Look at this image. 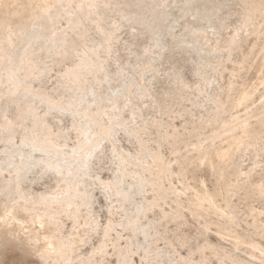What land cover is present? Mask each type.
I'll list each match as a JSON object with an SVG mask.
<instances>
[{
  "label": "rangeland",
  "instance_id": "obj_1",
  "mask_svg": "<svg viewBox=\"0 0 264 264\" xmlns=\"http://www.w3.org/2000/svg\"><path fill=\"white\" fill-rule=\"evenodd\" d=\"M77 1H80L83 5H81L82 9L75 6ZM88 2L90 1H72L70 8H68L70 9L68 11L70 15L68 16H71L70 27L65 23L64 15L52 18L50 29L52 28L51 30L55 33L61 34L63 30L70 28L65 30L64 34L67 41L65 39L66 42L62 45V49L59 50L60 55L52 51L36 50L32 59L35 63H38V66L43 71L42 74L37 76L34 73L32 79L29 80L34 88L41 89L55 99L60 98L62 101H66L70 95L69 88L73 87V83L59 80L60 75L66 67L79 58V55L84 53L83 55L89 58L92 63H99L105 67V70H99L95 74L97 81H93L91 74L88 73L79 78L83 86L86 88L90 87L87 100H89L91 105L94 104L93 97L95 95L98 102L102 106H106L107 99L121 91L125 86L130 90L125 94L134 102L133 111L125 108L122 113L126 129L118 128L111 137L112 142L108 138L102 140L101 148L96 151L94 158L89 163L88 170H84L87 175H84L81 179L84 181V189L88 200L77 212L75 222L68 219L61 212L55 214L59 216V218L55 216L59 220L58 222L63 224V232H65L63 234L68 236L71 233L69 235L70 239L73 238L76 240L75 243H78L77 250L72 251V255L68 254L70 259L76 262L77 257H87L88 261L86 260L85 262L93 264L96 261L97 247L103 238L101 236L104 235L106 225L108 226L109 223V226H112L109 236L113 238L107 240L108 244L105 242L107 251L104 254L105 256L102 255V258L100 257L98 260L100 262L98 263H118L116 250H112L115 246L113 243L117 241L116 239H120L117 243L119 242L120 246H124L125 237H128L131 231L130 229L125 230L121 226L125 215L122 210L118 209L119 205L115 203L116 194L111 190H104L98 179L110 181L117 177L121 181L117 184V187L120 190L125 188L129 183V179L121 178L119 157L122 155V157L125 156L127 158L128 155L126 160L129 162L131 158L130 161H134L135 156L139 155L140 151L145 154V162L149 161L148 164L151 163V159H149L151 157H146L152 156L150 154H156L159 151L158 155L161 156L160 158L168 163L170 169L172 168V174L171 176L168 175L165 187L175 188L172 190H176L177 194L175 191V193H171L172 195L169 193L164 200L165 203H160L164 207L165 213H168L167 216L173 214L172 212L177 207L180 211L176 208L174 212L178 213L177 216L186 220L187 226H189V230H186L188 229L187 227L184 229L186 231L196 230L197 225L191 220L193 218L188 214L189 212L187 213L188 210H185L186 206H180V208L175 200L183 194L186 198L183 195L181 196L191 201V198L193 200L197 192L201 193L203 190L205 192L204 188L207 190L205 193L215 194L217 184L215 181H218L219 178V181L225 182L226 191L225 200L223 197L220 198V196L218 198L215 196L217 199L214 198V202H216L214 206L216 210L218 209L217 215L224 214L234 217L240 223L241 228L238 227L237 229V226L232 224V229H245L264 249V229L261 226L253 225L257 215L260 216L261 214L264 219V193L261 194V192H264V68L261 69L259 64L261 63L260 59L262 60L263 57L261 49L263 50L264 35H260L258 38H251L250 36L252 29L255 27L260 29L264 21V0H258L257 9L259 11L251 18L253 27L248 25L251 30H249L248 26H245L246 23L244 22L246 19L242 18L244 9L240 6V0H94V6L87 7ZM213 6L220 8L217 18H219L218 21H223L224 27L220 31L210 34L207 39H197L199 46L206 43V49H213L217 42L226 43L232 37L233 26L236 23L242 22L241 26H245L246 35L249 33L248 38L238 39L237 47L233 48L230 54L231 62L227 64L224 62L225 54L223 52L212 50L207 58H203L200 55L196 56L190 50L189 42L193 31L204 30L208 33L212 32V30L208 29V24L203 16L214 11ZM105 34L109 35L107 44L103 40V35ZM78 35H81V37ZM44 40H38L35 46L43 44ZM248 49H250L249 53L241 62L242 52ZM144 63L145 65H143ZM226 66L230 70H227ZM19 73L23 77L25 70H20ZM196 81L201 83V90H198L195 86L188 88L184 85V82L192 84L196 83ZM65 84L68 86L66 87ZM214 85L229 86V92L224 97L223 103L218 106L216 113L214 112L210 116L212 117L210 125L219 126L221 123L227 124L232 120H236L237 123L245 122L247 127L244 131L242 127L237 126L234 129L235 131H233L234 133H230L231 135L228 132V134L224 133L222 135L223 138L218 137L215 141L211 139L213 141L211 142L214 143V146H212L213 144L209 140L211 127L201 128L198 125L200 124L198 121L200 115H204L202 106L206 103L209 104L207 99ZM137 88L144 89L143 96H134ZM125 94H122L119 99L123 101ZM242 95L249 96L247 101L240 106L235 105L237 99ZM127 97L125 96V98ZM121 100H119L120 103H122ZM34 102L36 103V108L40 111L39 107L42 104L38 103L37 100ZM103 119L106 123V118L103 117ZM71 121L68 115L60 117L55 113L48 118V124L52 131L55 133L61 132L62 135L68 134L69 144L75 141V136L70 131ZM195 128L200 131H194ZM235 134L238 135L237 137L240 136L242 138V145L238 144L235 147L236 145L231 144L232 147L229 143L232 135ZM219 139L222 143H220ZM59 141H62V139H59ZM215 144L217 147L220 145L219 148L225 151L226 149L227 151H234L233 153L230 151L234 155V163L230 168L222 172V177L217 173L216 175L210 169L209 165H215V159H213L211 152L205 155H208L207 157L201 158V152L205 153L206 148V151H209V145L214 148ZM240 145L241 147H239ZM211 148L210 150H213ZM1 149L2 144L0 143ZM116 151H118V155L120 153V156H117ZM199 151L200 154L198 153ZM239 151L242 153H239ZM237 152L239 155L236 154ZM187 155L189 160L191 159L190 161L186 158ZM201 160L204 161L201 163ZM187 161L191 163H187ZM145 162L143 163L145 164ZM128 164L127 162L124 163L125 169L132 168ZM181 168L183 171L186 170L188 172L185 171V174L181 173L183 172ZM179 170H181V174L177 172ZM177 173L181 176L179 177ZM175 174L178 176H174ZM185 175L187 176L185 177ZM183 184L187 186L185 187ZM37 188L39 191L42 190L40 187ZM184 188L185 193L183 191ZM140 192L142 194L136 196V200L148 199V201L153 202L149 191L146 190L147 196L142 190ZM178 192H180L179 195ZM190 192L195 194L193 193L192 195ZM172 196L175 200H173ZM158 208V206L153 207V211L150 208L146 210L147 212H144V215L142 214L138 217L140 224L147 231L148 237L146 241L149 248L146 254L143 255L144 253L137 247V243L131 240V254L129 253L128 255L133 258L131 256L128 257L130 260L132 259L133 264H139V261H141L140 264L216 263L214 259H209V253L205 248L204 254L201 253L200 255L199 252L198 254H196L197 252L189 254L188 248L186 246L184 248L179 244L181 232L174 231V222L170 217L166 218V220L163 219L162 226L155 228L156 230L152 226L147 227L148 221H152L154 215L158 214ZM82 213L84 216L81 215ZM86 214H90L91 220L95 221V226L93 227L96 230L93 229L95 233L92 230L88 235L84 234V237L80 231ZM190 225L191 227L194 226V228L191 229ZM69 229L71 230L69 231ZM169 229L173 231V234ZM214 229H217V227L214 228L212 225L210 227L212 234L210 235L211 237L209 236L211 242L215 241L214 233H216V230ZM75 231H79L77 235L82 237L75 236ZM155 231L156 233H161L160 231H162L161 234L165 232L163 234L164 239L154 242ZM115 232L118 233L117 236H115ZM168 240L173 243L168 245ZM142 241L143 239L139 235L137 238L138 244L142 243ZM137 248L139 251L141 250L138 253L136 252L138 251ZM132 251L137 256L134 257V252ZM241 251L244 252L242 253ZM91 252H93V255L90 257ZM238 253L236 252L241 258L240 264L248 263L252 259L249 250L245 247ZM257 253L253 256V264H264V256ZM248 254L250 255L249 258ZM204 255L209 260H204L202 258ZM138 257L144 258L140 260ZM48 258L46 264H54L53 260L55 259L53 257ZM172 259L174 261L171 262ZM12 260L9 256H0V264H15ZM164 261L167 263H163ZM121 263L123 264V262L118 264Z\"/></svg>",
  "mask_w": 264,
  "mask_h": 264
},
{
  "label": "bare ground",
  "instance_id": "obj_2",
  "mask_svg": "<svg viewBox=\"0 0 264 264\" xmlns=\"http://www.w3.org/2000/svg\"><path fill=\"white\" fill-rule=\"evenodd\" d=\"M72 1L73 0H0V143L2 144V149L0 150V256H9L13 259L12 262L15 264H46L48 257H53L55 259L53 260L54 264H87V262H85L87 257L85 256V258H81V256L80 258L77 257L76 262L70 259L68 254L70 253V255H72L71 252L75 249L77 250L76 247H78V243H75V239H70L71 237L69 235L71 233L68 234V232V236L63 234L65 233L63 232V224L58 222L59 220L55 218V216H57L55 214L61 212L68 219L75 222L77 212H79L80 208L83 207L88 200L87 193L84 189V181L81 179L84 175H87V173H84V170H88L89 163L94 158L96 151L101 148V141L106 138L111 140V137L118 128H125L124 118H122L124 109L128 108L133 111L134 102L125 94L129 90L127 86L115 93L112 97H109L106 101V106H102L95 95L93 97L94 104H90L89 100H87L90 87L86 88L83 86L79 78L84 76L85 73H88L91 74L93 81H97L95 74L99 70H105V67L101 66L99 63H92L89 58L83 55L84 53L79 55V58L70 66L66 67L64 72L60 75L59 80H64L66 83L71 81L73 83V87L69 88L70 95L66 101L51 97L41 89L34 88L29 82L34 73H36L37 76L42 74L43 71V69L38 66V63H35L32 59L36 50L39 49L46 52L52 51L60 55L59 50L62 49V45L67 41L64 35L65 30L70 29L71 16H68L70 15L68 14L70 10L68 8H70L69 6ZM89 1L88 6H86L93 7L95 4L94 0ZM257 4L258 0H240V6L244 9L242 18L244 17L246 19L244 22L246 23L245 26L252 25L251 27H253L251 18L259 11V9H257ZM81 5L80 1H77L75 6L82 9L83 5ZM213 9L214 11L210 14H205L203 16L208 24V29L212 30V32L208 33L204 30L193 31L192 38L189 42L191 46L190 50H192L196 56L200 55L203 58H207L212 50L223 52L225 54L224 62L227 64L231 62L230 54L232 49L237 47L238 39H242L243 37L248 38L249 33L246 35L245 26H241L242 22L236 23V25L233 26V35L226 43L221 44L217 42L213 49H206V43L199 46L200 44L198 45L197 39H207L210 34L216 33L224 27L223 21H218L219 18H217V13L220 8L213 6ZM62 15L65 16V23L69 27L66 25L68 28L63 30V32L61 31V34H57L51 30L52 28L50 29V23L53 17ZM62 29L64 28L62 27ZM249 30H251L250 27ZM260 35H264V21L260 29L255 27L250 33L251 38H258ZM78 36L81 37V35ZM40 39H45L43 44L35 46ZM103 40L105 44H107L109 35H103ZM249 51L250 49L242 52L241 62ZM90 52L93 53L91 50ZM261 53H263V57L262 60L260 59L261 63L259 64L262 69L264 68V45L263 50L261 49ZM143 65H145V63ZM147 66L145 67L147 68ZM227 68L228 66H226V69ZM20 70H25L23 77H21L19 73ZM227 70L230 69L228 68ZM219 76L221 75L219 74ZM184 85L188 88L195 86L198 90H201V83L199 81L192 84L184 82ZM65 86L67 87L68 85L65 84ZM228 92L229 86L214 85L207 99L209 104L206 103L202 106L204 115H200L198 121L200 124L198 125L201 128L211 127L209 130L210 143L215 141L218 137H222L224 133H234L233 131H235L234 129H236L237 126L242 127L244 131L246 130V123L243 121L237 123L236 120H232L227 124L221 123L219 126L210 125V119L212 118L210 116L214 112L216 113L218 106L223 103V99ZM134 93V96H143L144 89L137 88ZM122 94H125L127 97L125 98L123 95L125 98H123V101L119 99ZM248 97V95L240 96L235 105L240 106L244 104ZM35 100L42 104V106L39 107L41 109L40 111H38V108L35 106ZM119 100H121L122 103H120ZM93 106L94 108H92ZM54 113L60 117L68 115L69 118H71L70 131L75 136V141L72 144L70 143L71 145L68 143V134L62 135L61 132L55 133L50 129L48 118ZM103 117L106 118V123ZM197 130L199 129L195 128L194 131ZM237 136L236 134L232 135L229 143L230 145H236L235 147H237L238 144H241L242 138ZM59 139H62V141H59ZM219 141L222 143L220 139ZM212 144V146H214V143ZM241 145L239 147H241ZM219 146L217 147L215 144V147H212L213 150H210L211 146L209 145V151H206L207 148L205 153L202 151L201 158L207 157L208 155H205L211 152L214 157L212 158L215 159V165H209L210 169L215 172V174L221 175L224 170L233 165L234 155L231 153L234 151L232 152L230 150L232 148H230L228 149L231 151L230 153L226 148L225 151L219 148ZM116 152L117 156H120V153L118 155V151ZM140 152L138 153L139 155L136 154L135 160L133 158L134 161H130V158L128 162L126 160L128 155L127 158H125L124 155V157H122V155L119 157V161L121 162V178L129 179L128 185L122 190L117 187V184L121 182L117 177L110 181L98 179L104 190H111L116 194L115 203L119 205V207L117 206L118 209L122 210L125 215L123 216L125 218L122 219L121 226L125 230L130 229L131 231L128 237L124 236L125 240L123 238L124 246H120L118 244L119 242L117 243L120 239H116L117 241L113 243L115 246L112 250H116L117 259L119 260L118 263L133 264L132 259L130 260L128 257L131 256L128 255L132 247L131 240L137 243V247L143 251V255L148 251L149 245H147L146 241L148 237L147 231H145L140 224L138 217L142 214L144 215L146 210L150 208L152 210L155 206L159 207L158 214L154 215L152 221H148L147 227L152 226L154 230H156L155 228H159L160 225L162 226L163 219L166 220V218L170 217L174 222V231L181 232L179 244L184 248L186 246L189 254L195 252H197L196 254L199 252L200 255L201 253L204 254L205 248L209 253V259H214V261H216L215 264H240L241 258H239L238 255H240V253L238 252L242 250L243 247L249 250L251 254V256L248 254V258L250 256L253 259V256L257 252V254L264 256V249L261 247L260 243L255 241L256 239L245 229H240V223H238L234 217L224 214L217 215L218 209L216 210L214 206V203H216L214 202V198H216L215 196H217V198L220 196V198L223 197L224 199L226 191L225 182L223 183L222 180L219 181V178L218 181H215L217 182L215 194H213L212 191H210L212 195L205 193L207 190L204 188L205 192H203V190V193L201 192L202 189L199 190L201 193L197 192L196 194L194 193L196 191L193 190L195 195L193 200L191 198V201L185 199L186 197L183 194L181 195L185 198L181 195L178 196V198L175 195L178 198L176 200L172 196L179 207L186 206L185 210H188L187 213L189 212L188 214L193 218L191 220L197 225V228H195L196 230L186 231L189 230V226H187L186 220L177 216L178 213L176 214L174 212L177 207H175L172 212L173 214L167 216L168 213H165V210H163L164 207L161 206L160 203H165L164 200L168 197L169 193L173 194L174 191L176 192V190H172L175 188L171 189L169 184V187H165L168 175L171 176L172 174V168L170 169L168 163L166 161L165 163L160 158L161 156L158 155L159 151L156 154H150L152 156L146 157H151L149 158L151 159L150 164H148L149 161L145 162V154ZM198 153L200 154V151ZM239 153L242 152L239 151ZM236 154H238V152ZM187 156L186 158L189 160V156ZM203 161L204 160H201L200 162L202 163ZM126 162L129 163L128 166H132L134 169H125L126 167L123 165ZM143 162H145V164ZM187 163L191 162L187 161ZM208 163L211 164L210 162ZM181 170L177 172L180 173ZM185 171L186 170L181 173ZM213 172L211 173L213 174ZM177 174L174 176L177 177L179 175ZM180 176L181 175H179V177ZM186 176L187 175H185V177ZM186 186L187 185H185V187ZM37 187L42 188V190L39 191ZM141 190L146 196V190L149 191L151 193L149 195L152 196L151 201L153 202L148 201V199H142L143 201H140V199L136 200L135 197L142 194L140 192ZM183 191L185 193V188ZM179 193L180 192H178V195ZM193 193L191 194L193 195ZM263 193L264 192H261V194ZM81 215L84 216L83 213ZM85 216L86 218L83 220V226L81 227L83 233L80 231L83 236L84 234L88 235L89 232L95 229L93 227L95 226V221L91 220L90 214H86ZM57 217L59 218V216ZM262 217L261 214L260 216L257 215L253 225L261 226L264 229V219ZM232 224L237 226V229L240 227V230L232 229ZM212 225L214 228L217 227V229H214L216 233L213 232L215 234H213L215 237L214 242L209 240V236L212 234L210 232V227ZM110 226L108 223V226L106 225L105 228L106 230L104 229V235L101 236L103 238L96 250L98 251L96 261H94L93 264H100L98 260L107 251L105 242L113 238L109 236V232L112 230V226ZM186 227L188 229H186ZM190 228L192 229L194 226L191 227L190 225ZM71 229H69V231ZM95 230H93L94 233ZM151 230L153 229L151 228ZM78 232L79 231L74 232L75 236L79 234ZM160 232L162 233V231ZM171 232L173 234V231ZM161 233H156L155 231L154 242L164 239L163 234H165V232L163 234ZM81 235L79 236L82 237ZM117 235L118 233H116L115 236ZM139 235L143 239L140 244L137 242ZM171 243L173 242L168 240V245ZM140 251L138 249L136 252L138 253ZM92 253L93 252H91L90 257L93 255ZM135 256H137V254L135 255L134 252V257ZM142 258L139 259L141 260ZM202 258H204V260H209L205 255L202 256ZM179 259L181 258L179 257ZM252 259H250L248 263L245 261L246 263L243 264H253ZM166 261L163 263L169 262V260ZM172 261L174 260L172 259L171 262ZM140 262L141 261H139V264ZM185 264L192 263L185 262Z\"/></svg>",
  "mask_w": 264,
  "mask_h": 264
}]
</instances>
